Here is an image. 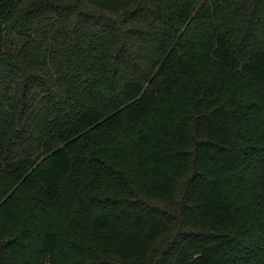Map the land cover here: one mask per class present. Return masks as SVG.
Instances as JSON below:
<instances>
[{
	"label": "trees",
	"instance_id": "16d2710c",
	"mask_svg": "<svg viewBox=\"0 0 264 264\" xmlns=\"http://www.w3.org/2000/svg\"><path fill=\"white\" fill-rule=\"evenodd\" d=\"M0 264H264V0H0Z\"/></svg>",
	"mask_w": 264,
	"mask_h": 264
}]
</instances>
